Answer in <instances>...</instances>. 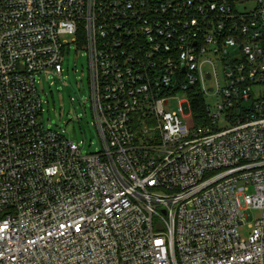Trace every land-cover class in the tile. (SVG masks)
Listing matches in <instances>:
<instances>
[{
  "label": "built area",
  "instance_id": "1",
  "mask_svg": "<svg viewBox=\"0 0 264 264\" xmlns=\"http://www.w3.org/2000/svg\"><path fill=\"white\" fill-rule=\"evenodd\" d=\"M65 34L99 151L39 118ZM0 264H264V0H0Z\"/></svg>",
  "mask_w": 264,
  "mask_h": 264
},
{
  "label": "rangeland",
  "instance_id": "2",
  "mask_svg": "<svg viewBox=\"0 0 264 264\" xmlns=\"http://www.w3.org/2000/svg\"><path fill=\"white\" fill-rule=\"evenodd\" d=\"M78 41L81 37L77 34H65L64 39L70 43L65 46L63 61V78L54 72L36 74L39 95L42 99L43 110L39 118L45 127L60 132L64 136L80 143L85 153H91L102 149V142L95 124L92 108L89 58L86 50ZM205 71L210 70V65L204 66ZM220 76L223 71L219 69ZM215 85V80L207 83ZM168 102L165 109L178 111L188 128L195 124L194 113L190 102L189 91H176L165 97ZM206 104L214 110L217 102L216 96L204 97ZM253 188H251V193ZM254 219L261 216V210L253 211ZM253 222L249 220L247 223ZM243 237H247L250 229L247 225L239 227Z\"/></svg>",
  "mask_w": 264,
  "mask_h": 264
},
{
  "label": "trees",
  "instance_id": "3",
  "mask_svg": "<svg viewBox=\"0 0 264 264\" xmlns=\"http://www.w3.org/2000/svg\"><path fill=\"white\" fill-rule=\"evenodd\" d=\"M190 102L192 106V111L194 113L195 124L199 125L205 121L203 118L206 113L205 110V100L204 96L198 92L196 88L189 91Z\"/></svg>",
  "mask_w": 264,
  "mask_h": 264
}]
</instances>
